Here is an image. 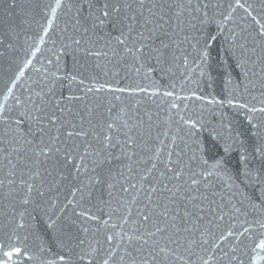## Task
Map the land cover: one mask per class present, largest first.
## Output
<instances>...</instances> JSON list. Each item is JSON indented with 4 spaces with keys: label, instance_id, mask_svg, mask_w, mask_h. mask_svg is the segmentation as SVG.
I'll use <instances>...</instances> for the list:
<instances>
[{
    "label": "snow or ice",
    "instance_id": "snow-or-ice-1",
    "mask_svg": "<svg viewBox=\"0 0 264 264\" xmlns=\"http://www.w3.org/2000/svg\"><path fill=\"white\" fill-rule=\"evenodd\" d=\"M0 264H264V0H0Z\"/></svg>",
    "mask_w": 264,
    "mask_h": 264
}]
</instances>
